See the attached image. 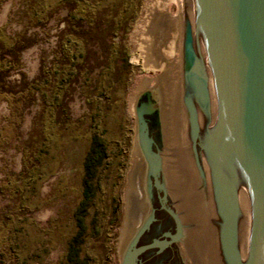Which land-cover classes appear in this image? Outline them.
I'll use <instances>...</instances> for the list:
<instances>
[{
	"label": "rangeland",
	"instance_id": "obj_1",
	"mask_svg": "<svg viewBox=\"0 0 264 264\" xmlns=\"http://www.w3.org/2000/svg\"><path fill=\"white\" fill-rule=\"evenodd\" d=\"M143 2L0 0V264L125 261L153 187L136 108L144 83L159 86L158 72L134 61L131 39ZM158 146L183 257L205 264L208 244L187 201L205 208L210 196L185 182L162 137ZM131 176L140 198L128 199ZM212 239L208 248L219 249V231Z\"/></svg>",
	"mask_w": 264,
	"mask_h": 264
},
{
	"label": "water",
	"instance_id": "obj_2",
	"mask_svg": "<svg viewBox=\"0 0 264 264\" xmlns=\"http://www.w3.org/2000/svg\"><path fill=\"white\" fill-rule=\"evenodd\" d=\"M183 54L182 97L188 86L203 106L202 111L196 107L195 117L192 110L190 124L185 107L184 114L199 176L222 217L221 249L227 264H240L234 234L253 245L248 264H259L264 252V0H186ZM136 115L157 185L159 155L150 152L139 108ZM169 213L178 240L180 224ZM149 221L135 234L122 264H136L138 253L165 244L134 247Z\"/></svg>",
	"mask_w": 264,
	"mask_h": 264
},
{
	"label": "bare ground",
	"instance_id": "obj_3",
	"mask_svg": "<svg viewBox=\"0 0 264 264\" xmlns=\"http://www.w3.org/2000/svg\"><path fill=\"white\" fill-rule=\"evenodd\" d=\"M185 10L186 0H144L141 8L142 13L140 18L134 24L131 39L133 48L138 51V54L134 57V61L141 60V63L146 70H151L154 74L158 72V74H155L154 81H156L159 86L153 87V89L155 91L158 90L162 96L165 151L166 153H169L170 149H172L171 151L173 155H171L174 157L175 160H173L176 161L177 166L179 164V173L182 178H184L185 182L190 187L194 186L201 189L200 191H204L206 189L201 181L194 160L188 128L184 125L185 121L182 119L183 116L181 117L182 107L178 104V101L182 97V67L184 56L182 37L184 36L183 34L185 31ZM147 85L148 84L144 83L142 89L146 90L150 88ZM132 102H134V97ZM167 114L171 116V118H169ZM167 116L169 121L167 120ZM168 159L170 158L168 157ZM163 160L166 161L165 157ZM132 176L130 183L131 190L128 192V199L133 195H135L133 196L134 198H140L141 192H139L138 188L136 189V192L133 193ZM192 197L194 198V196ZM197 202H190V200L187 201V204L189 203L188 206L191 207L192 205L195 212L193 215L195 221L193 222L192 220L191 223H194V225L198 224L200 228L202 226L200 236L203 235L202 240H205V243L207 242L209 245L210 238L212 239L216 232L218 234L219 223L222 217L211 198L209 201H205V208L202 206L204 203L200 205L201 203L199 201L198 203L200 204L198 205L196 204ZM213 218L216 219V225L214 227L211 226ZM130 224H132V222L128 221L126 228L130 227ZM137 225H139V223H137ZM139 226H141V224ZM138 228H132V231L128 228L129 232L127 233V236H129L128 234H134ZM194 232L195 230L193 229L190 232L193 238H195ZM235 237L236 236L233 234V240H235ZM241 241L244 244V249H242V251H239L236 248L235 243L234 247L237 251L240 264H248L252 245L243 240ZM260 260L262 262L264 261L263 259ZM262 262H260V264Z\"/></svg>",
	"mask_w": 264,
	"mask_h": 264
},
{
	"label": "flooded vegetation",
	"instance_id": "obj_4",
	"mask_svg": "<svg viewBox=\"0 0 264 264\" xmlns=\"http://www.w3.org/2000/svg\"><path fill=\"white\" fill-rule=\"evenodd\" d=\"M186 88L187 91L183 96L182 101L186 112L189 115L190 124L192 110L195 117L197 111L196 107L198 110H201L203 106L194 98V95L189 87L186 86ZM137 106L142 114V120L145 124L147 137L150 141V152L152 154L159 155L160 152L158 145L161 137L163 148L165 149L162 118V96L158 90H144L139 96ZM196 138H199V133H197ZM198 141V145L201 147L200 138ZM160 174L161 172L159 168L158 175L156 177L158 183L157 185L155 184L152 174L150 173L149 175L153 181V187L149 188L148 192L150 212L146 220L150 221L146 229L135 240L134 247L144 246L153 242H161L165 244L159 247L145 249L138 253L136 256V264H192L190 260L187 262L183 257L184 249L182 246L186 247V244L183 241V230L181 228L182 224L180 223V220H178L179 224H181L180 238L178 240H173V237L176 235L177 224L169 211H171L177 219H179V217L172 205L168 202L166 190L160 182ZM146 220H143V222L140 221L139 225L141 224L142 226ZM141 226H138L139 228L134 232V234L138 232ZM134 234L131 235L134 237ZM210 250L211 248H208V245L204 249L203 257H211V259L205 261V264H227L221 247L219 249H212L213 251Z\"/></svg>",
	"mask_w": 264,
	"mask_h": 264
}]
</instances>
